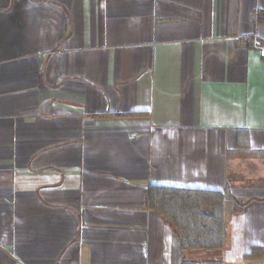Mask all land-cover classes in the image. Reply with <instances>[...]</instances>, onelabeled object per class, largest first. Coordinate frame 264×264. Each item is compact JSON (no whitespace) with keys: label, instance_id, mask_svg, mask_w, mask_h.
Returning a JSON list of instances; mask_svg holds the SVG:
<instances>
[{"label":"crops","instance_id":"0c3cea01","mask_svg":"<svg viewBox=\"0 0 264 264\" xmlns=\"http://www.w3.org/2000/svg\"><path fill=\"white\" fill-rule=\"evenodd\" d=\"M247 152H264V0H0V264H264ZM152 186L244 208L221 250L182 251Z\"/></svg>","mask_w":264,"mask_h":264},{"label":"trees","instance_id":"16d2710c","mask_svg":"<svg viewBox=\"0 0 264 264\" xmlns=\"http://www.w3.org/2000/svg\"><path fill=\"white\" fill-rule=\"evenodd\" d=\"M262 18L261 14L256 16L258 21ZM247 153L264 158V152ZM145 204L174 231L182 251L221 250L226 241V214L231 208L233 213L244 208L232 207L229 196L222 191L153 186L148 190Z\"/></svg>","mask_w":264,"mask_h":264}]
</instances>
